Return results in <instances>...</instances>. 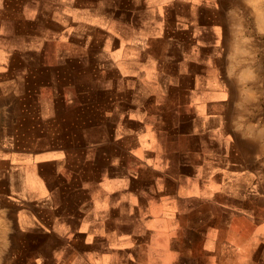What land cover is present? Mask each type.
<instances>
[{"label":"rangeland","instance_id":"374dc122","mask_svg":"<svg viewBox=\"0 0 264 264\" xmlns=\"http://www.w3.org/2000/svg\"><path fill=\"white\" fill-rule=\"evenodd\" d=\"M195 1L194 28L159 6L131 38L98 0H0V264H204L241 206L264 259V13Z\"/></svg>","mask_w":264,"mask_h":264},{"label":"crops","instance_id":"0c3cea01","mask_svg":"<svg viewBox=\"0 0 264 264\" xmlns=\"http://www.w3.org/2000/svg\"><path fill=\"white\" fill-rule=\"evenodd\" d=\"M175 1L176 0H169L165 2L163 0H134L133 4H135V11L130 17L127 18L130 20L121 21L119 16H117L116 6L111 4L107 5L105 1L98 0L97 10L99 11L100 17L103 19V22L99 23L98 26L104 27V31L110 33L109 37H121L125 34L128 36L130 35V37L132 38L137 33V31L133 29V25L138 24L137 22L132 21L134 18L147 17L148 15H150L151 10L155 11L151 14V16L155 18H165V16H167L165 13L162 14L161 12H158L159 6H162L164 11L166 9L168 10V8L173 10L174 6L176 12L173 11V13L169 14L168 17L172 19H177L179 26H189L194 28L195 21L191 24L192 13L190 12V10L194 9L195 11V9L198 7L199 9H204L205 6L200 5L201 3H197L195 0H177L176 2ZM196 5H198V7ZM120 27H124L126 31H122ZM110 28L115 29L116 33H114V35H111L112 31L110 30ZM244 201L249 202L250 200L246 197H242V202ZM237 210L239 211L237 218L243 219L242 222L244 224H247L248 226L243 225L242 227H238V230L241 232V234L235 236L237 239L236 242L229 239L230 235H227L226 239H224V242L220 244L223 247V254L226 255V257H224V255L222 254L219 257L218 254L214 252V241L213 239H211L209 241V250L204 252V257L206 258L203 259L205 262L204 264H264V259L259 257H246L242 253V251L245 249V239L247 234L251 235L254 238L256 237L258 239H261L260 233L258 231L259 229L254 227L260 226L261 220L259 217L256 216L255 213H252L251 210L246 208L245 206H241V210ZM231 237L233 236L231 235ZM157 246L158 248L160 247L161 250L164 249L163 245L158 244ZM200 250H203V248H200ZM200 254H203V252L200 251ZM182 255L185 257V253H183ZM195 258H197V253H192L187 256V259L185 258L186 260L180 258L174 259L169 264H193V260Z\"/></svg>","mask_w":264,"mask_h":264},{"label":"bare ground","instance_id":"6f19581e","mask_svg":"<svg viewBox=\"0 0 264 264\" xmlns=\"http://www.w3.org/2000/svg\"><path fill=\"white\" fill-rule=\"evenodd\" d=\"M248 2H250L251 4H249V5H251L252 6V8H256L257 10V12H260V17L261 16H263V13L264 12H261V11H263V10H259V8H261L262 6H260V4L262 3V0H247ZM264 2V1H263ZM251 8V7H250ZM254 11H255V9H254ZM255 11V12H256ZM261 19V18H260ZM262 20H263V17H262ZM261 20V21H262ZM263 22V24H264V20L262 21ZM243 46H245V45H243ZM240 47H241V45L239 46V49H240ZM238 49V46H236V50L238 51L239 50ZM235 50V51H236ZM249 67V66H248ZM250 68V67H249ZM254 70V69H253ZM247 71H249V70H242V77L243 78H246V76L247 75H250ZM248 78V77H247ZM246 81V80H245ZM7 229H8V225H5V224H2L1 226H0V259H1V255H2V251H3V249H4V247H5V245H6V233H7Z\"/></svg>","mask_w":264,"mask_h":264}]
</instances>
